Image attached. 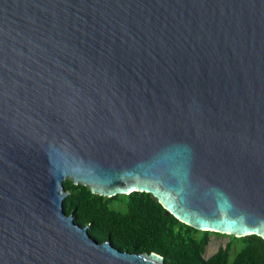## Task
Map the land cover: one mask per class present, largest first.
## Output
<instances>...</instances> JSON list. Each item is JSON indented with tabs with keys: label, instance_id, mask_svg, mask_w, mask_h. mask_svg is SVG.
Returning <instances> with one entry per match:
<instances>
[{
	"label": "water",
	"instance_id": "95a60500",
	"mask_svg": "<svg viewBox=\"0 0 264 264\" xmlns=\"http://www.w3.org/2000/svg\"><path fill=\"white\" fill-rule=\"evenodd\" d=\"M67 180L264 241V0H0V264H164L92 239Z\"/></svg>",
	"mask_w": 264,
	"mask_h": 264
},
{
	"label": "trees",
	"instance_id": "16d2710c",
	"mask_svg": "<svg viewBox=\"0 0 264 264\" xmlns=\"http://www.w3.org/2000/svg\"><path fill=\"white\" fill-rule=\"evenodd\" d=\"M68 193L63 201L66 215L74 223L86 225L88 235L98 243L110 242L121 252L156 253L164 264H264V241L251 236L242 238L241 250L231 261L221 250L210 260L203 254L210 240L209 232H198L166 214L149 194L105 198L87 188L63 184ZM237 238L232 243H237Z\"/></svg>",
	"mask_w": 264,
	"mask_h": 264
},
{
	"label": "flooded vegetation",
	"instance_id": "af4514ba",
	"mask_svg": "<svg viewBox=\"0 0 264 264\" xmlns=\"http://www.w3.org/2000/svg\"><path fill=\"white\" fill-rule=\"evenodd\" d=\"M212 234H215V233H212ZM216 235H220V234H216ZM210 242L211 240H209L205 248L204 254H203V258L205 260H210L211 258L216 256L221 250H223L226 253V255H228V259L232 261L242 248L241 245L237 243H232V240H230L229 242L225 244H220L216 251L208 254L207 251H208V246Z\"/></svg>",
	"mask_w": 264,
	"mask_h": 264
},
{
	"label": "rangeland",
	"instance_id": "374dc122",
	"mask_svg": "<svg viewBox=\"0 0 264 264\" xmlns=\"http://www.w3.org/2000/svg\"><path fill=\"white\" fill-rule=\"evenodd\" d=\"M234 237L232 236H227V235H216V234H210V244L208 246V251L207 253H211L214 252L218 249L220 244H225L227 242H229L230 240H232ZM237 244H241L242 240L238 239L236 240Z\"/></svg>",
	"mask_w": 264,
	"mask_h": 264
}]
</instances>
